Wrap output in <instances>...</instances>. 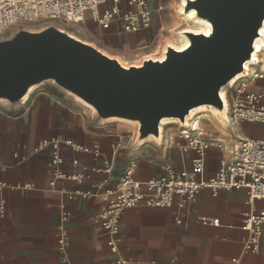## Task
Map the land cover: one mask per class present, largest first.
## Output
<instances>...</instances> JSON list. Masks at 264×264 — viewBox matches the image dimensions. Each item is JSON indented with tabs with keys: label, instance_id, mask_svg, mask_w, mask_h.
Returning a JSON list of instances; mask_svg holds the SVG:
<instances>
[{
	"label": "crops",
	"instance_id": "1",
	"mask_svg": "<svg viewBox=\"0 0 264 264\" xmlns=\"http://www.w3.org/2000/svg\"><path fill=\"white\" fill-rule=\"evenodd\" d=\"M168 5L169 0H149L154 11L152 25L156 15ZM179 7L180 0L176 11L180 22ZM83 27L109 32L113 38L127 34L102 31L90 23ZM148 31L127 35L142 37ZM255 71L264 72V57ZM250 88L264 90V80ZM119 122L127 125L100 120L90 108L53 84L39 86L19 105L0 103V183L5 184L0 190V201L5 202L0 217V264H114L107 246L108 236L95 218L107 207L110 198L106 192L116 188L124 169L132 164L134 180L138 182L163 175L168 164L190 169L179 150L178 145L184 144V140L179 136L178 124L166 122L157 141L149 138L136 143L134 124ZM200 122L199 128L206 132V137H214L209 138L213 142L206 155L205 178L214 175L219 159L227 157L234 146L230 131L239 138L264 136L263 127L248 123L229 130L210 118L203 117ZM50 137L97 146L98 157L62 149L64 162L58 171L80 174V181L54 179L49 166L51 150L38 149L39 142ZM218 140L224 148L221 144L217 147ZM72 159L78 160L77 166H72ZM107 167L110 171H106ZM24 184L32 187L16 188ZM73 193L78 194L69 199ZM86 193L89 195L85 196ZM259 205L248 202L246 188L216 192L203 189L197 200L199 214L183 220L175 207L154 208L141 202L121 213L118 255L136 264H264V226L259 250L254 254L244 252L247 233L241 229L243 215ZM62 217L67 218L66 262L61 260L58 250ZM214 219L219 220V226L210 223Z\"/></svg>",
	"mask_w": 264,
	"mask_h": 264
},
{
	"label": "water",
	"instance_id": "2",
	"mask_svg": "<svg viewBox=\"0 0 264 264\" xmlns=\"http://www.w3.org/2000/svg\"><path fill=\"white\" fill-rule=\"evenodd\" d=\"M191 6L213 20L212 37L190 34L193 45L187 51L168 49L164 62L145 61L128 70L55 26L33 33L18 29L0 40V103L19 105L30 85L52 83L90 103L100 120L141 121L136 143L157 135L162 116L183 120L191 106L208 101L224 112L218 92L223 95L229 80L245 73L244 61L264 20V0H196Z\"/></svg>",
	"mask_w": 264,
	"mask_h": 264
},
{
	"label": "built area",
	"instance_id": "3",
	"mask_svg": "<svg viewBox=\"0 0 264 264\" xmlns=\"http://www.w3.org/2000/svg\"><path fill=\"white\" fill-rule=\"evenodd\" d=\"M153 15L149 0H0V36L13 26L38 20H60L77 26L90 23L102 31L138 34L151 28ZM258 80H264V72L254 73L247 79L240 78L224 91L225 120L228 127L248 123L264 128V90L249 89ZM180 137L184 144L178 145L179 150L184 155L183 162L188 161L190 169L175 168L168 164L163 168V175L138 182L134 180L135 168L130 164L124 169L116 188L106 192L110 198L108 205L96 216L95 222L101 225L108 236L107 246L109 253L114 256V264H136L118 255L119 221L125 209L134 208L141 202L154 208L175 207L185 220L191 215L199 214L197 200L203 189L216 192L246 188L248 202L260 203L257 209L243 215L241 225V229L247 233L244 252H258L264 226V136L239 139L238 144L228 150L229 155L219 159L217 170L209 178L203 177V172L207 151L213 141L206 137L203 130L190 131L186 135L181 133ZM216 143L220 148L221 141ZM46 148L51 150L49 166L53 168L54 179H82L80 174L65 175L58 171V167L64 162L63 148L73 154H92L94 157L100 155L97 146H82L71 139L59 137L41 140L38 149ZM70 162L72 166L78 165L77 159ZM106 171H110V168L107 167ZM4 187L5 184L0 183V190ZM31 187V184H24L16 188ZM77 194H70L68 198L73 199ZM88 195L89 193L85 194ZM4 210L5 202L0 201V217ZM202 221L208 223L205 218ZM66 223L67 218L62 217L58 227L61 236L58 250L63 262L67 259L64 230ZM210 223L214 226L220 224L217 219Z\"/></svg>",
	"mask_w": 264,
	"mask_h": 264
},
{
	"label": "bare ground",
	"instance_id": "4",
	"mask_svg": "<svg viewBox=\"0 0 264 264\" xmlns=\"http://www.w3.org/2000/svg\"><path fill=\"white\" fill-rule=\"evenodd\" d=\"M195 1L196 0H180V7L178 8V11H179L178 13H179L180 20H181V22H179L181 23L180 24L181 30H179L176 33V40L166 41L164 43V46L162 45L156 52L146 54L141 60L135 61L134 64H129V61H127L126 59L122 57L111 56L105 51H102L98 49L97 47L74 37L70 33L64 32L63 30L59 29L56 26L55 27L59 31L66 33L69 38H72L75 41L82 42L83 44H87V45L94 47L103 56L107 57L110 60H115L118 63V65L125 70H128L130 67L140 68L145 61L160 62V63L164 62L167 59L166 53L168 49H172L178 53H183L187 51L193 45V42L188 37L190 34L195 35V36H202L206 40L212 37V31L214 29V22L211 18L202 15L199 9L191 6V4H193ZM184 24L189 25L190 27H185L186 25L184 26ZM25 31L30 32V33L34 32L26 28H25ZM258 33H259V37H257L253 42L254 49L251 51L248 58H246V61H244V64H243V67L245 68L246 72L241 73V71H239L238 73H236L229 80L231 84H234L240 78L247 79L249 76H252L254 73H259L255 71V66H257L260 60L264 57V52H263L264 51V40L262 39V36H264V20L259 28ZM251 60L256 61V63H254ZM43 84L44 83L30 85L27 88L25 94L23 95V100L25 101L33 90H35L36 88H38L39 86ZM221 93L222 92L219 91L218 96L219 98L223 99V95ZM72 97L78 102H80L81 104L90 108L91 110L95 109L90 103L85 101L80 96L72 94ZM220 116L222 117V119L220 118ZM203 117L215 120L223 128H224V125L227 126L226 120H225L227 119L226 110L223 112V110L218 109L215 106V101H208L202 104L191 106L187 110L183 120H181L175 114L160 117L157 122V135L151 133L148 139L151 138L154 140H158L161 136L163 127L167 125L165 124L166 122H168L169 124L180 125L181 130H182L181 133L183 135L188 134L190 131L201 130L199 126H200V120ZM107 121H118V122L125 121L129 123H133L135 130L137 129V126L141 124V121L139 120H132V119L116 117V116L108 117ZM222 148H224V145H222Z\"/></svg>",
	"mask_w": 264,
	"mask_h": 264
},
{
	"label": "rangeland",
	"instance_id": "5",
	"mask_svg": "<svg viewBox=\"0 0 264 264\" xmlns=\"http://www.w3.org/2000/svg\"><path fill=\"white\" fill-rule=\"evenodd\" d=\"M178 2L179 0H169L168 7L162 9L160 11V14L156 15L154 24L149 29L147 35L142 37L136 35L119 34L118 37L113 38L109 32L107 33L100 32L95 27L86 28L83 26L69 24L60 20H54V21L38 20L32 23L20 24L11 27L2 36H0V40L9 39L12 35H14V33L18 29L26 28L35 31V30L44 29L49 26H56L59 29L63 30L64 32L70 33L74 37L86 43H89L97 47L98 49L99 48L104 49L113 55L124 57L125 59H128L131 62L134 60L137 61V60H141L142 59L141 57H144L146 53L148 54V53L156 52L166 41L176 40V33L179 30H181L180 29L181 23H179V17L176 12ZM185 25L186 24H184V26ZM185 27H190V26L186 25ZM45 84H52V83H45ZM64 94L67 93L64 92ZM114 122H117L119 124H125L118 121H114ZM178 126L179 125H177L176 127L178 128ZM233 128L234 127H228L229 130ZM204 133L206 132L204 131ZM230 133L233 136L231 143L235 146L238 144L237 141L239 139H242V136H240L241 138H239L236 136V133H233L231 131ZM209 135L208 137L214 138L211 136V134ZM179 136H181V133H179Z\"/></svg>",
	"mask_w": 264,
	"mask_h": 264
}]
</instances>
